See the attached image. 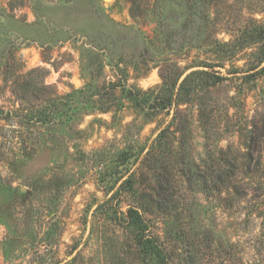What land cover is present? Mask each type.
I'll list each match as a JSON object with an SVG mask.
<instances>
[{"label":"rangeland","instance_id":"374dc122","mask_svg":"<svg viewBox=\"0 0 264 264\" xmlns=\"http://www.w3.org/2000/svg\"><path fill=\"white\" fill-rule=\"evenodd\" d=\"M263 47L264 0H0V264H156L132 206L166 264H264Z\"/></svg>","mask_w":264,"mask_h":264},{"label":"trees","instance_id":"16d2710c","mask_svg":"<svg viewBox=\"0 0 264 264\" xmlns=\"http://www.w3.org/2000/svg\"><path fill=\"white\" fill-rule=\"evenodd\" d=\"M263 57H261L260 61L263 62L264 59V47H263ZM206 75L208 78L212 79V78H218L221 79L222 77H220L219 75H215V74H211L209 73V71H205ZM198 73H200L199 71H192L190 74H188L182 81L181 83H179V87L177 90L176 86H177V80L173 81V82H169L167 77L165 75L162 74V79H163V85H162V90L159 92V95H156L154 97V101L149 100L148 98H143V108H146V105L149 108H154V110H156V112H160V110L166 108L168 105H171L172 103H178L180 104V102L183 100H180V97L184 94V89L186 87V84L188 82V80L191 78V75H198ZM6 81V79H4ZM215 82H217V80H214ZM32 82H34V80L29 79L26 76L23 75H18L16 76L14 79H12V84L14 85V87H24L27 88L28 85H30ZM36 83V81H35ZM37 84V83H36ZM194 84V87L197 85L195 82V79L192 81V83H190L189 88L192 89ZM38 86V85H36ZM187 89L190 90V89ZM190 91L186 92V94H189ZM36 95H39L36 94ZM41 95V93H40ZM39 97V96H38ZM36 97V98H38ZM141 100H139L138 102H140ZM150 104V105H149ZM20 111V108L17 110ZM47 113L42 110L40 111V116L37 120L43 121L45 120L44 115H46ZM1 115H5V111H3L2 108H0V116ZM8 115V116H7ZM20 116V115H18ZM6 117L10 118L11 115H9V112H7ZM30 118V117H29ZM214 172V173H213ZM216 171H212L210 173L211 176V180H212V185L211 186H218V184H223L226 190H230L231 188H233L234 186L231 184L232 180L230 179V177L232 176V174L230 175L229 172L226 171H220L219 173H215ZM158 195H161V192L158 193ZM127 217L129 220L130 224L133 225H137L139 227L138 230V234H137V240L139 241V245L142 248V252H144L145 256L150 254V255H155L158 258V261L156 264H166L168 262V253L165 249V247L158 243L157 239L154 238L153 236H151V234L148 232V228H149V224L147 222V219L145 217V215L143 214V212L140 210V207H130L128 209L127 212ZM73 262V261H72ZM70 263H66V264H71Z\"/></svg>","mask_w":264,"mask_h":264}]
</instances>
